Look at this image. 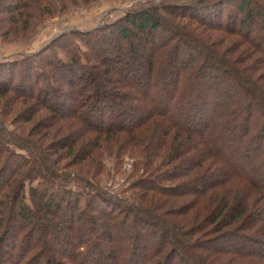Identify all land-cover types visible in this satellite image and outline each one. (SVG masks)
Wrapping results in <instances>:
<instances>
[{
    "label": "trees",
    "instance_id": "1",
    "mask_svg": "<svg viewBox=\"0 0 264 264\" xmlns=\"http://www.w3.org/2000/svg\"><path fill=\"white\" fill-rule=\"evenodd\" d=\"M39 1L0 0L3 35ZM68 38L84 43V59L75 51L70 60L35 54L0 63V94L25 96L36 86L30 99L83 124L75 133L90 137L97 164L112 150L127 151L146 176L133 183L130 203L95 192L82 208L80 195L42 184L29 189L27 205L26 182L39 174L0 141V262L58 264L46 258L39 226L49 245L61 239L83 256L73 264H264V0L162 4ZM110 49L119 67L104 54ZM78 135L65 142L69 151ZM25 137L23 149L47 153ZM8 219L12 232L3 228ZM136 229L152 242L147 249L132 244ZM100 236L118 257L103 260Z\"/></svg>",
    "mask_w": 264,
    "mask_h": 264
},
{
    "label": "rangeland",
    "instance_id": "2",
    "mask_svg": "<svg viewBox=\"0 0 264 264\" xmlns=\"http://www.w3.org/2000/svg\"><path fill=\"white\" fill-rule=\"evenodd\" d=\"M15 1L17 0H4L3 4L5 6H9L10 4L14 5ZM47 1L49 4H46L44 0H40L39 3H36L38 7L37 10L33 7L34 5L30 6L28 10L31 13L28 12L24 16H20L17 25H14V28L12 27L6 33L7 35H3L6 30L5 28H7V26L3 25L4 28L0 31V63L20 62L27 57L32 58L35 54H38L41 59L45 57L46 59H48V57L52 58L54 54L57 58L70 60V56H72L75 51L78 56L84 59L83 55L87 54L88 49L84 46V43L80 42L78 39L68 38L70 34H89L95 30L114 24L128 12L160 6L162 4L175 2L184 3L190 0ZM10 17V14L1 15V18H3L6 23ZM16 28L19 30L18 33H14ZM62 45L63 49L60 48ZM114 50L110 49L108 52L104 51V54L112 58V66L119 67L120 65L117 62ZM66 52H70L69 55ZM15 82L16 81H13V84H15ZM74 84H76V81H74ZM77 84L79 85L80 83L77 82ZM63 85L62 89L64 92L71 93L73 96V89L67 86L68 84L66 85L65 82H63ZM36 90V86L29 89V91L26 92L27 94H24L28 98H23L25 96L16 95L11 92L6 94V96L0 94V141L10 153L19 154L26 159L32 160L33 168L39 174L33 181L26 182L23 193L24 203L31 205L32 201L29 189L32 187L39 188L42 184L52 190L60 192L70 191L80 195L82 208H85L86 200L90 196H94L95 192H102L115 201L130 203L134 193L132 187L133 183L146 176L142 172V168L133 169V161L130 157V152L123 151L124 153L121 152V154L124 155L120 156L118 152L112 150L108 155L105 154L103 157H98L97 160L100 163L97 164L95 161L96 158L94 157L95 160H93L92 155L94 151L92 146L93 143L91 139H87L90 137L87 136L85 139L83 136L75 133V130H77L76 132H80L81 130L84 131L82 127L83 124L73 121L70 125V122L66 123L65 121H61L56 114L54 115V113L48 110L47 106L41 104L39 101H35V97L34 99H30L32 97L29 98V95H35ZM70 103H73L74 107L76 106L74 102L70 101ZM76 135H78V139L73 143V147L71 151H69L71 148V141L65 142L69 137H76ZM22 136L24 138H26L25 136L32 137L36 143L43 145L46 150L48 147L47 153H44V155L38 151L39 157L35 150L28 151L27 149H23L22 144H24L25 141ZM60 141H63L62 145L59 144ZM46 167L48 169H46ZM95 173H97L96 177H93ZM95 189L97 191H95ZM190 200L191 198L184 202ZM182 204L183 202H180L178 206ZM12 224L9 223L8 219V221L4 223L3 228L7 227L12 232L14 227ZM77 227L76 224L73 225V230H71V232L68 231L66 233L67 235H65L72 238L73 232L76 231ZM41 230L42 227L40 228L37 226V233L39 234H35L40 236L43 243L47 245V247L43 249L47 259L50 258L54 262H58V264H60L59 261L62 260L65 262L61 264H73L76 261L79 262V260L83 261V256L77 255L74 252V248L64 245L61 239H59L56 244L49 245V239L46 237V233L41 232ZM68 230L70 229L68 228ZM63 231L65 232L66 230ZM133 233L139 236L135 238L136 241H132V244H134V242L140 243L141 246L146 248L152 243L148 238H144L141 230L136 229ZM96 234H99V232ZM112 237H115L114 233H112ZM120 237L121 234L118 239ZM32 243L33 241L30 240V244ZM96 243L99 245L103 254H106L103 256L105 262L118 257L119 250L110 247L109 244L104 245L103 236H100L96 240ZM123 243V241L119 240L118 246L121 245V247H123ZM89 246L90 245L87 244V251L90 249ZM125 246L127 247V243ZM212 246L206 247L207 249H216L219 243H214ZM60 248L64 249L68 254L71 253L70 255L72 256H68L65 252L61 251ZM45 249L47 252H45ZM109 251H111V253H108ZM91 255L97 256V254H94V251ZM44 261L45 257L39 259V263H43ZM0 264L5 263L0 262Z\"/></svg>",
    "mask_w": 264,
    "mask_h": 264
}]
</instances>
